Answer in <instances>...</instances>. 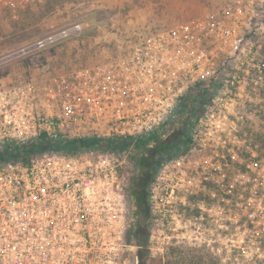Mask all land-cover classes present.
<instances>
[{
  "label": "built area",
  "instance_id": "2783aa9c",
  "mask_svg": "<svg viewBox=\"0 0 264 264\" xmlns=\"http://www.w3.org/2000/svg\"><path fill=\"white\" fill-rule=\"evenodd\" d=\"M44 1L0 0V15ZM84 27L72 22L19 54ZM38 71L0 85V264H117L130 246L137 155L167 142L147 188L148 249L264 264V0H219L139 32L117 58ZM83 138L105 145L64 146Z\"/></svg>",
  "mask_w": 264,
  "mask_h": 264
},
{
  "label": "rangeland",
  "instance_id": "374dc122",
  "mask_svg": "<svg viewBox=\"0 0 264 264\" xmlns=\"http://www.w3.org/2000/svg\"><path fill=\"white\" fill-rule=\"evenodd\" d=\"M218 1L45 0L37 9L22 13L16 19L0 15V85L37 80L38 70L43 65L62 73L117 58L129 49L131 40L139 32L196 17ZM75 21L85 23L80 36L42 52L19 54L54 30ZM138 221L137 216L132 215L127 239L133 240L120 252L117 264H168V261L171 264H214L209 254L198 249L182 247L175 256L167 255L170 248L149 250L147 227L146 246L143 245L142 250L134 234Z\"/></svg>",
  "mask_w": 264,
  "mask_h": 264
},
{
  "label": "trees",
  "instance_id": "16d2710c",
  "mask_svg": "<svg viewBox=\"0 0 264 264\" xmlns=\"http://www.w3.org/2000/svg\"><path fill=\"white\" fill-rule=\"evenodd\" d=\"M167 143H162L160 145L146 148V150L139 155H137L138 169L135 171V175L132 176L130 180V185L128 188V195L130 200L132 201V207L135 212L141 218V229L143 233L139 234V232H135V238L138 240L139 246H146V223L148 220V205L146 201L147 196V188L152 179V169L154 165V161L156 159L157 154L165 149ZM105 145V140L98 138H83L79 140H73L71 142L66 143L64 146L69 150H77L79 148H92V147H100ZM133 239L131 237L128 238V241L131 242ZM179 248L182 247H171L168 250V256L178 255ZM183 249V248H182ZM142 252V251H141ZM186 252L182 251V254ZM171 261H168V264H171Z\"/></svg>",
  "mask_w": 264,
  "mask_h": 264
},
{
  "label": "flooded vegetation",
  "instance_id": "af4514ba",
  "mask_svg": "<svg viewBox=\"0 0 264 264\" xmlns=\"http://www.w3.org/2000/svg\"><path fill=\"white\" fill-rule=\"evenodd\" d=\"M147 193V192H146ZM149 213V212H148ZM133 215H135V216H137V218L139 219V221H138V225H137V227H136V229L134 230V234H135V232H139V234H140V236H141V234L143 233V231H142V229H141V218L137 215V214H135V212H134V210H133ZM148 217H149V214H148ZM147 223H148V220H147ZM146 223V227H147V224ZM140 248L143 250V246H140Z\"/></svg>",
  "mask_w": 264,
  "mask_h": 264
}]
</instances>
